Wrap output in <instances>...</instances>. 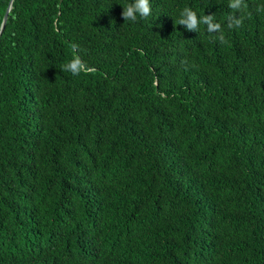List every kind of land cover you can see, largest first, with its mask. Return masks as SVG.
Instances as JSON below:
<instances>
[{"label":"trees","instance_id":"1","mask_svg":"<svg viewBox=\"0 0 264 264\" xmlns=\"http://www.w3.org/2000/svg\"><path fill=\"white\" fill-rule=\"evenodd\" d=\"M132 2L13 0L0 264H264V0L232 29L230 0H150L125 22ZM185 7L226 43L179 25ZM72 44L88 73L62 70Z\"/></svg>","mask_w":264,"mask_h":264},{"label":"clouds","instance_id":"2","mask_svg":"<svg viewBox=\"0 0 264 264\" xmlns=\"http://www.w3.org/2000/svg\"><path fill=\"white\" fill-rule=\"evenodd\" d=\"M229 7L233 10H240L242 15L240 19H235L234 17H228L229 24L228 28H239L243 24L244 20V11L247 9L248 5L243 2V0H230ZM122 17L124 21L135 22L137 17L146 18L151 14V4L150 0H133L132 3L127 4L122 7ZM257 11H264V5L259 6ZM249 16L250 12L247 13ZM181 19L178 21L179 25H185L189 31H197L201 23L207 25V32L212 33L219 31V36H212V39H218L221 43H226L223 31L219 24L212 23L213 17L203 16L198 17L196 12L193 11L190 7H185L180 13ZM73 51L72 59L68 61L63 66V71L70 72L73 76H78L82 72L88 73L90 71L89 66L81 59V56L78 53V45L72 44L70 46Z\"/></svg>","mask_w":264,"mask_h":264},{"label":"water","instance_id":"3","mask_svg":"<svg viewBox=\"0 0 264 264\" xmlns=\"http://www.w3.org/2000/svg\"><path fill=\"white\" fill-rule=\"evenodd\" d=\"M12 3H13V0H10L9 2V5L5 11V14L3 16V19H2V22H1V26H0V36L2 35L4 29H5V26H6V23H7V19H8V15H9V12L11 10V7H12Z\"/></svg>","mask_w":264,"mask_h":264}]
</instances>
